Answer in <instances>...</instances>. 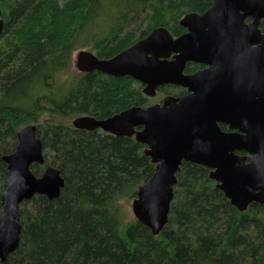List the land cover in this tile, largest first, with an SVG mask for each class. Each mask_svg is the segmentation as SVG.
Returning a JSON list of instances; mask_svg holds the SVG:
<instances>
[{"label": "trees", "instance_id": "obj_1", "mask_svg": "<svg viewBox=\"0 0 264 264\" xmlns=\"http://www.w3.org/2000/svg\"><path fill=\"white\" fill-rule=\"evenodd\" d=\"M211 4L0 0V211L8 174L1 158L14 152L26 125L36 126L43 145L45 163L33 165V175L51 166L64 180L57 199L36 195L19 206V247L0 264H264V206L238 212L198 165L182 163L158 235L136 220L123 226L118 201L133 199L155 165L133 138L75 130L71 121L145 108L149 98L128 77L92 72L60 80L77 52L109 59L160 27L178 37L180 20ZM192 69L187 65L184 73ZM170 88L157 93L171 95ZM184 94L179 88L171 96Z\"/></svg>", "mask_w": 264, "mask_h": 264}, {"label": "water", "instance_id": "obj_2", "mask_svg": "<svg viewBox=\"0 0 264 264\" xmlns=\"http://www.w3.org/2000/svg\"><path fill=\"white\" fill-rule=\"evenodd\" d=\"M262 20L264 0H212L203 14L180 20L186 32L178 37L160 27L109 59L86 50L76 53L79 73L128 77L142 86L147 98L166 86L185 91L106 119L80 116L71 121L75 130L129 137L144 147L155 172L137 188L131 210L153 236L168 222L182 163L208 169L209 179L238 212L251 204L264 206ZM3 25L0 11V35ZM189 63L207 68L186 75ZM43 156L36 126L29 124L18 131L14 152L1 158L8 172L1 196V263L19 247V206L36 195L53 201L64 187L55 167L45 166L39 177L33 175L31 167L43 166Z\"/></svg>", "mask_w": 264, "mask_h": 264}, {"label": "rangeland", "instance_id": "obj_3", "mask_svg": "<svg viewBox=\"0 0 264 264\" xmlns=\"http://www.w3.org/2000/svg\"><path fill=\"white\" fill-rule=\"evenodd\" d=\"M87 51H89V50H87ZM75 55L73 56V61H72L71 68L65 74L60 76V80L62 82L69 81L70 79H76L79 76V72L76 70L75 64H74ZM178 89L179 88H174V87L170 88L168 93L171 94V95H173V94L176 95V93L178 92ZM164 96H165V94L157 93L154 97L149 98L148 105L150 106V105H153V104L161 103V101H162ZM133 199H121L117 203V205L120 207V210H121V219H122V225L123 226H125L128 223L134 222L136 220L134 215H133V213H132V210H131V204H132V200Z\"/></svg>", "mask_w": 264, "mask_h": 264}, {"label": "flooded vegetation", "instance_id": "obj_4", "mask_svg": "<svg viewBox=\"0 0 264 264\" xmlns=\"http://www.w3.org/2000/svg\"><path fill=\"white\" fill-rule=\"evenodd\" d=\"M184 30V29H183ZM186 31L184 30V32L183 33H185ZM182 33V34H183ZM180 36V35H179ZM187 65H189L191 68H193L192 69V71L189 73V74H186V75H192V74H194V73H196V72H198V71H201V70H204V69H206L207 68V66H205V65H201V64H195V63H189V64H187ZM186 65V66H187ZM141 86V85H140ZM142 87V86H141ZM223 128V129H222ZM221 129L223 130V131H227V129H226V127H221Z\"/></svg>", "mask_w": 264, "mask_h": 264}]
</instances>
